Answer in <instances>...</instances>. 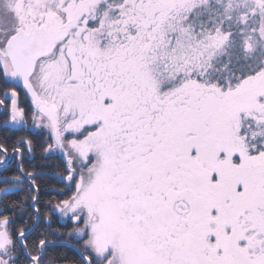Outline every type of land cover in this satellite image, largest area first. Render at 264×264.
<instances>
[{"label":"snow or ice","instance_id":"snow-or-ice-1","mask_svg":"<svg viewBox=\"0 0 264 264\" xmlns=\"http://www.w3.org/2000/svg\"><path fill=\"white\" fill-rule=\"evenodd\" d=\"M0 264H264V0H0Z\"/></svg>","mask_w":264,"mask_h":264}]
</instances>
